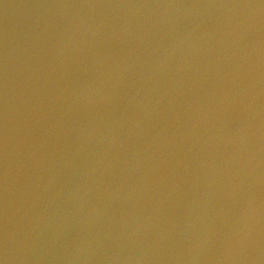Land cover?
Wrapping results in <instances>:
<instances>
[{
  "label": "water",
  "instance_id": "1",
  "mask_svg": "<svg viewBox=\"0 0 264 264\" xmlns=\"http://www.w3.org/2000/svg\"><path fill=\"white\" fill-rule=\"evenodd\" d=\"M0 264H264V0H0Z\"/></svg>",
  "mask_w": 264,
  "mask_h": 264
}]
</instances>
